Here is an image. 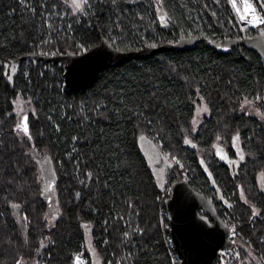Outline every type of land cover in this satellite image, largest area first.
I'll return each mask as SVG.
<instances>
[{
    "label": "trees",
    "instance_id": "1",
    "mask_svg": "<svg viewBox=\"0 0 264 264\" xmlns=\"http://www.w3.org/2000/svg\"><path fill=\"white\" fill-rule=\"evenodd\" d=\"M251 1L264 14V0ZM218 7L224 25L207 13L212 38L194 49L110 66L71 93L60 65L24 59L12 83L5 63L112 41L113 0L89 10L84 30L77 18L72 29L69 17L54 22L55 8L68 12L63 0H0V264H75L77 254L90 264L91 251L102 264H172L166 201L183 181L235 224L240 257L230 264H264V62L245 46L224 54L208 43L246 35L229 2ZM18 95L34 107L21 135ZM201 102L208 114L195 130ZM36 155L55 181L51 228Z\"/></svg>",
    "mask_w": 264,
    "mask_h": 264
},
{
    "label": "water",
    "instance_id": "2",
    "mask_svg": "<svg viewBox=\"0 0 264 264\" xmlns=\"http://www.w3.org/2000/svg\"><path fill=\"white\" fill-rule=\"evenodd\" d=\"M199 42L200 38L196 35L181 36L175 43L168 41L155 47L120 51L106 38H102L99 44L90 46L81 54L27 55L6 62L5 67L9 62L20 67L24 59L35 63L44 61L58 64L64 69L62 80L66 89L71 93H84L99 80L102 71L110 66L147 60L169 51L192 50ZM208 43L224 54L245 46L256 52L264 62V33L261 29L250 37H231L220 41L208 39ZM36 159H39V155H36ZM161 161L163 163V159ZM166 213L173 246L181 264H216L219 250L232 247L229 225L218 216L212 201L186 181L172 187L171 197L166 201ZM209 216L214 218L213 222Z\"/></svg>",
    "mask_w": 264,
    "mask_h": 264
},
{
    "label": "rangeland",
    "instance_id": "3",
    "mask_svg": "<svg viewBox=\"0 0 264 264\" xmlns=\"http://www.w3.org/2000/svg\"><path fill=\"white\" fill-rule=\"evenodd\" d=\"M132 1L133 0H113L114 14L112 19L115 22L118 34H115L110 42L113 46L117 44V49L120 51L139 50L144 47L158 46L159 43L157 38L160 35H165L164 38L169 36V41L171 42H176L179 36L191 37L197 35L199 38H212L209 32L212 31L213 26L207 13H210L215 20L220 21V24L224 25L222 13H220V8L218 7L223 4L224 0H208V2L207 0H201L205 9L199 5L198 0H138V2L133 4L132 8H129L128 4ZM78 2L81 3V0ZM89 2L90 0H84V8ZM230 11H232L231 8ZM56 17L57 12L52 14L54 22ZM241 30L246 34L244 37H250L253 35L255 29L246 27L243 29L241 28ZM176 31L178 33H176ZM154 33H156L157 37ZM15 69L16 67L12 64H8L5 68V75L10 82L14 78L13 72ZM242 108L249 115L261 119L263 118L262 112L248 99L244 100ZM14 113L18 119L20 135L24 134L27 116L34 113V107L30 100L18 95L14 101ZM207 114L208 108L205 103L201 102V104L197 106L193 119L195 130L200 126L204 116ZM146 147L147 145L145 148ZM234 147L238 150L237 155L239 157L242 154L240 150L241 146L237 142L234 143ZM151 153H153L152 149H150V154ZM217 154L223 156V152H217ZM46 161L47 159L45 157L40 161V177L43 182L44 179H47L50 183L53 178L50 174L51 170H47L46 167L51 169V165H43ZM231 163L233 164L232 161L230 164ZM155 165L157 166V164ZM234 165L235 164L232 166ZM47 185L49 184L45 185L46 196L49 201L47 219L49 228H51L56 222L59 210L53 192ZM87 241L88 245H90L91 241L89 234L87 235ZM91 254L92 259L89 262L90 264H102L100 258L93 251H91ZM238 255L240 257V254Z\"/></svg>",
    "mask_w": 264,
    "mask_h": 264
},
{
    "label": "built area",
    "instance_id": "4",
    "mask_svg": "<svg viewBox=\"0 0 264 264\" xmlns=\"http://www.w3.org/2000/svg\"><path fill=\"white\" fill-rule=\"evenodd\" d=\"M229 6L236 16V19L239 23L240 28L251 27L253 29H258L264 24V14H261L257 7L251 0H228ZM255 21V24H250L249 22ZM226 223L229 225L230 228V235L229 240L232 244L230 249H220L218 252V258H223L225 261L227 260L230 263L236 261L239 258L237 242H236V234L237 229L235 224L231 220H225ZM165 240L169 247L171 248L169 253V259L172 264H181V261L176 253L172 237L169 233L166 234ZM74 263L75 264H88L87 259L82 255H75L74 256Z\"/></svg>",
    "mask_w": 264,
    "mask_h": 264
},
{
    "label": "flooded vegetation",
    "instance_id": "5",
    "mask_svg": "<svg viewBox=\"0 0 264 264\" xmlns=\"http://www.w3.org/2000/svg\"><path fill=\"white\" fill-rule=\"evenodd\" d=\"M78 1L80 0H63L64 2V5L65 7L68 9V12L65 11L63 14H60V11L55 8V12H57V17H56V20L55 22H59V19L60 20H63V19H66V18H71V19H67L66 22H68V27H70L72 29V26L74 24V22L72 21L74 18H77V20L79 21L80 25L83 26V30H84V20H88V13H89V10L92 9L95 4L99 1V0H90V2L85 6L84 8V0H81V3H79ZM138 2V0H133L130 4H128V7L129 8H132L133 4ZM64 16V17H63ZM57 32V31H56ZM257 32V31H256ZM256 32L254 34H256ZM253 34V35H254ZM252 35V36H253ZM197 36V35H196ZM181 36L178 37V39L180 38ZM192 37V36H191ZM104 38V37H103ZM177 39V41H178ZM201 40V38H200ZM223 40V39H222ZM102 41V38L100 40V42ZM109 41V40H108ZM100 42H98L97 44H99ZM110 42V41H109ZM168 42V41H167ZM175 43V42H174ZM96 45V44H95ZM160 45V44H159ZM87 50V49H86ZM84 44H79V49L77 52H74V51H67L66 53H75V54H81V53H84ZM66 53H58V52H55L53 53L52 55H49V56H53V55H61V54H66ZM24 61V60H23ZM22 61V62H23ZM14 65V64H12ZM58 65V64H57ZM8 66V65H7ZM6 66V67H7ZM16 67V69L14 70L13 74H14V77L17 76V74L19 73L20 69H21V66L18 67L17 65H14ZM61 66V65H60ZM63 68V66H61ZM64 71V69H63ZM14 80V78H13ZM12 80V82H13ZM25 131V130H24ZM43 158L39 156V159L38 161L42 160ZM54 179L49 183L47 179H44V184H49L47 185L50 189H52L51 187L53 186L54 184ZM201 214H204L203 211H201ZM210 220L213 222L214 221V218L212 216H209Z\"/></svg>",
    "mask_w": 264,
    "mask_h": 264
},
{
    "label": "bare ground",
    "instance_id": "6",
    "mask_svg": "<svg viewBox=\"0 0 264 264\" xmlns=\"http://www.w3.org/2000/svg\"><path fill=\"white\" fill-rule=\"evenodd\" d=\"M249 23L254 25V24H255V21H251V22H249Z\"/></svg>",
    "mask_w": 264,
    "mask_h": 264
}]
</instances>
